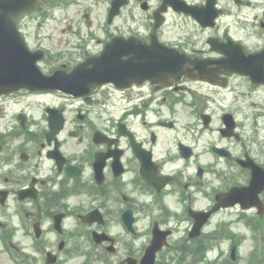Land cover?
<instances>
[{"label": "flooded vegetation", "instance_id": "flooded-vegetation-1", "mask_svg": "<svg viewBox=\"0 0 264 264\" xmlns=\"http://www.w3.org/2000/svg\"><path fill=\"white\" fill-rule=\"evenodd\" d=\"M16 26L45 74L119 36L203 60L210 79L0 96V264H142L154 230L162 264L195 212L248 185L249 163L264 168V82L215 61L264 70V0H39ZM220 214L264 216L240 204Z\"/></svg>", "mask_w": 264, "mask_h": 264}, {"label": "water", "instance_id": "water-1", "mask_svg": "<svg viewBox=\"0 0 264 264\" xmlns=\"http://www.w3.org/2000/svg\"><path fill=\"white\" fill-rule=\"evenodd\" d=\"M29 2L30 0H0V94L22 88H47L80 95L108 82L119 87L141 84L147 80L153 84H169L184 74L198 77L205 74L202 67L205 61L169 48L157 40L150 44H136L123 38H115L105 45L100 54L87 57L70 73L57 71L52 75H45L36 63L37 55L28 50L14 23L16 15L28 8ZM231 59L225 61L236 71H242L240 66L251 65L253 62L248 58L242 62L233 59V63H229ZM194 69L199 71L197 75L193 74ZM251 167L254 173L252 184L236 188L234 192L237 194L244 192L252 197L264 189V170L255 164ZM240 200L245 199L240 197ZM220 202H223L222 199ZM254 202L261 207L262 202H258V198ZM201 217L199 215L197 219ZM202 218L194 234L199 232L201 224L207 220V215ZM161 246V239L154 240L143 258V264H154L155 254Z\"/></svg>", "mask_w": 264, "mask_h": 264}, {"label": "rangeland", "instance_id": "rangeland-1", "mask_svg": "<svg viewBox=\"0 0 264 264\" xmlns=\"http://www.w3.org/2000/svg\"><path fill=\"white\" fill-rule=\"evenodd\" d=\"M261 137H264V133H261ZM230 218L231 216L229 215H219L205 228L202 236L195 240V246L194 244L190 245V249L194 246V252L190 256L189 264H193L194 262L196 264H207V258L212 259L216 256L221 257L216 264H227L225 259L229 258L231 243L235 241L241 242L236 263L249 264L248 260H252V256L264 244V220L261 219L260 225L256 228L257 232L255 233L244 220H239L238 217ZM250 219L254 223H258L257 219L253 220L252 217ZM221 221H226L229 224L219 226L218 223H221ZM181 234L178 233L177 236L179 237ZM255 235H257V238ZM221 239L224 240H222L220 245L219 242ZM256 245H258V248L255 247ZM88 251L89 249L83 252L86 253ZM179 252L181 251L170 250L168 260H165L162 264H175L173 258ZM225 254H227L226 258L224 257ZM84 258L85 256L83 254H79L74 256L68 264H79Z\"/></svg>", "mask_w": 264, "mask_h": 264}]
</instances>
